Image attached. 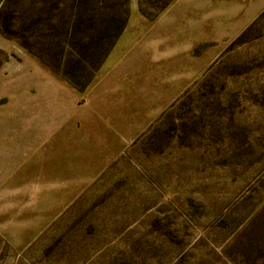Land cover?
Masks as SVG:
<instances>
[{
	"label": "rangeland",
	"instance_id": "1",
	"mask_svg": "<svg viewBox=\"0 0 264 264\" xmlns=\"http://www.w3.org/2000/svg\"><path fill=\"white\" fill-rule=\"evenodd\" d=\"M187 2L0 0L4 124L44 71L81 108L133 51L71 123L79 152L49 144L0 186V264H264V10L202 30Z\"/></svg>",
	"mask_w": 264,
	"mask_h": 264
},
{
	"label": "crops",
	"instance_id": "2",
	"mask_svg": "<svg viewBox=\"0 0 264 264\" xmlns=\"http://www.w3.org/2000/svg\"><path fill=\"white\" fill-rule=\"evenodd\" d=\"M188 2H190L189 8L187 5L184 8H187V12H190L202 30L209 29L215 23L224 25L225 29H240L264 10V0H217L216 2L214 0H188ZM213 17L215 20L212 19ZM129 47L127 40H120L115 46L109 60L103 65L101 76L98 79L95 78L93 89L84 96L85 102L81 108H79L78 95L53 74L44 71L49 80L31 89V92L36 91V96L31 101L21 100L15 110L13 120L4 124L3 122L7 119L3 121V115L0 114L1 188L5 189L16 183L15 177L27 158L44 150L49 144L51 148L45 151V155L51 157L56 156L55 144L63 146L72 140H75L74 144L77 145L76 150L72 151L79 152L83 141L69 137L70 125L76 122L79 130L84 129L87 107L94 111V116L97 114V88H108L112 85L114 76L126 75L129 66L126 57L129 56L128 54H133ZM122 84L127 86L126 82ZM79 120L82 124L78 123ZM81 165L84 166L83 162ZM64 181L67 180L62 179V184ZM46 188L53 189L54 187Z\"/></svg>",
	"mask_w": 264,
	"mask_h": 264
},
{
	"label": "trees",
	"instance_id": "3",
	"mask_svg": "<svg viewBox=\"0 0 264 264\" xmlns=\"http://www.w3.org/2000/svg\"><path fill=\"white\" fill-rule=\"evenodd\" d=\"M128 1H129V0H125L126 3H127ZM170 1H171V0H170ZM165 5H166V4H163L162 6H158V7H156L155 9L158 10V12H159V11H161V10L165 7ZM141 11H142V9H141ZM143 12H144V10H143Z\"/></svg>",
	"mask_w": 264,
	"mask_h": 264
}]
</instances>
